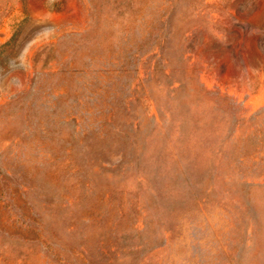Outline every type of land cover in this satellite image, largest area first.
Wrapping results in <instances>:
<instances>
[{"label": "rangeland", "instance_id": "rangeland-1", "mask_svg": "<svg viewBox=\"0 0 264 264\" xmlns=\"http://www.w3.org/2000/svg\"><path fill=\"white\" fill-rule=\"evenodd\" d=\"M0 264H264V0H0Z\"/></svg>", "mask_w": 264, "mask_h": 264}]
</instances>
